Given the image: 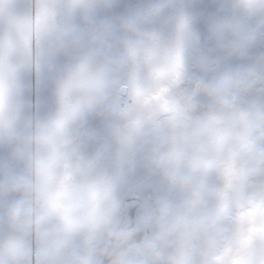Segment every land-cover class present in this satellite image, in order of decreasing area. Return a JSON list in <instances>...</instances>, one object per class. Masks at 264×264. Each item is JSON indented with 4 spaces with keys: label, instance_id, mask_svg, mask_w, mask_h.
<instances>
[{
    "label": "clouds",
    "instance_id": "9594fccd",
    "mask_svg": "<svg viewBox=\"0 0 264 264\" xmlns=\"http://www.w3.org/2000/svg\"><path fill=\"white\" fill-rule=\"evenodd\" d=\"M194 4L0 0V264H264V0Z\"/></svg>",
    "mask_w": 264,
    "mask_h": 264
},
{
    "label": "rangeland",
    "instance_id": "374dc122",
    "mask_svg": "<svg viewBox=\"0 0 264 264\" xmlns=\"http://www.w3.org/2000/svg\"><path fill=\"white\" fill-rule=\"evenodd\" d=\"M212 3L213 0H195V4L192 10L194 13L198 14L202 8L209 6ZM25 85L26 88L29 89V91L31 92L34 99L36 93V77L34 73L26 77Z\"/></svg>",
    "mask_w": 264,
    "mask_h": 264
}]
</instances>
